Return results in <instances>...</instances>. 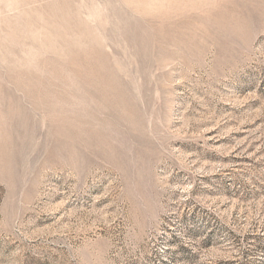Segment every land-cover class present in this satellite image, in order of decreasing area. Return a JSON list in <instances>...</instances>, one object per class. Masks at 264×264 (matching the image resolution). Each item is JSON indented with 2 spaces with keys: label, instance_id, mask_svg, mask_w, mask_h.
<instances>
[{
  "label": "rangeland",
  "instance_id": "1",
  "mask_svg": "<svg viewBox=\"0 0 264 264\" xmlns=\"http://www.w3.org/2000/svg\"><path fill=\"white\" fill-rule=\"evenodd\" d=\"M0 264H264V0H0Z\"/></svg>",
  "mask_w": 264,
  "mask_h": 264
}]
</instances>
